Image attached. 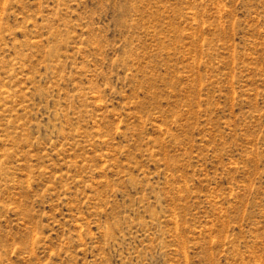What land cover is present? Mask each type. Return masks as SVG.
Instances as JSON below:
<instances>
[{
  "label": "rangeland",
  "instance_id": "1",
  "mask_svg": "<svg viewBox=\"0 0 264 264\" xmlns=\"http://www.w3.org/2000/svg\"><path fill=\"white\" fill-rule=\"evenodd\" d=\"M0 264H264V0H0Z\"/></svg>",
  "mask_w": 264,
  "mask_h": 264
}]
</instances>
